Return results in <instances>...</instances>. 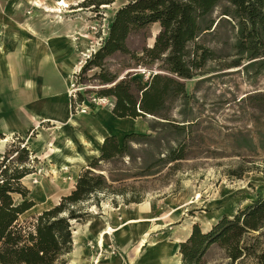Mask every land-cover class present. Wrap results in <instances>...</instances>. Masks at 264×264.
I'll list each match as a JSON object with an SVG mask.
<instances>
[{
  "label": "trees",
  "instance_id": "obj_1",
  "mask_svg": "<svg viewBox=\"0 0 264 264\" xmlns=\"http://www.w3.org/2000/svg\"><path fill=\"white\" fill-rule=\"evenodd\" d=\"M115 1L84 0L81 5L97 12ZM120 1L122 5L115 11L99 48L74 78L79 85L83 76L95 71L90 78L100 87L95 94L113 99V117L136 120L149 116L153 122L149 129L154 135L129 133L121 142L116 135L105 138L99 157L80 171L69 193L57 205L23 220L35 207L23 181L36 172L39 160L25 138L13 136L0 156V264H66L73 252L72 231L85 221L88 208L100 209L107 198L114 208H118V198L125 205L143 202L140 187H126L127 172H134L131 178L153 176L154 167L174 169L191 156L187 143L197 121L187 111L190 96L185 82L207 74L210 63L226 59L224 67L233 69L243 61L250 62L247 67L264 57V0ZM217 10L219 15L214 17ZM222 23L229 26L228 42L223 43L226 52L203 42L216 34ZM154 24L159 31L153 46L132 52L128 38ZM115 54L129 56L137 66H155L158 72L150 73L145 80L132 78L129 73L118 80L107 68V59ZM262 97L261 92H255L240 102H256ZM83 101L79 91L69 97L71 114ZM175 104L180 107L177 117L169 114ZM134 145L140 148L142 157L133 155L137 151ZM243 172L239 167L230 175L240 178ZM262 229L264 196L232 217L223 215L206 232L194 224L189 237L178 244L179 264H264L263 235L254 236ZM212 247H216V260L209 261L206 256Z\"/></svg>",
  "mask_w": 264,
  "mask_h": 264
},
{
  "label": "rangeland",
  "instance_id": "obj_2",
  "mask_svg": "<svg viewBox=\"0 0 264 264\" xmlns=\"http://www.w3.org/2000/svg\"><path fill=\"white\" fill-rule=\"evenodd\" d=\"M28 1L0 0V17L17 19L20 23L17 28L22 30L21 32H24L25 25L29 24L34 32L33 43L42 40L44 44V38H48L46 43L55 47L56 42L50 39L59 38L58 44L61 47L59 57L64 58L65 65L67 60H73L74 65L69 71L59 73L60 79H58L54 93L65 96L68 90L67 78L70 77L72 87L68 98L79 91L84 99L75 114L85 106L89 110L111 109L113 99L101 98L95 94L100 88L96 86L93 79H90L95 71L83 76L81 84L77 85L74 77L79 74L85 62L79 70L73 71V68L82 58L81 49L78 47L83 46L91 50L86 59L99 48L107 34L114 13L122 5V1L116 0L111 6H101L97 12H94L92 7H82L84 0H65L69 8L58 7L61 11V15H57L58 19L55 15H49L25 5ZM35 1L43 7H56L58 0ZM218 12L217 10L214 13V17H218ZM154 28L152 25L131 35L127 41L129 49L140 53L143 47L148 46L149 40L154 38L152 35ZM228 30L229 26L222 23L217 33L205 37L203 42H207L209 47L217 51L226 52L227 49L223 43L228 42ZM20 38L17 44L23 42L24 37L20 36ZM72 40L77 43L75 50L70 49ZM259 60L250 65L251 67H245L250 62L243 61L237 68L226 69L224 66L227 61L223 59L220 62L210 63L207 66V74L185 82L187 93L190 96L187 111L190 118L197 121V125H193L190 130L192 134L187 143L191 156L188 160L177 164L174 169L162 165L154 167L151 170V173H154L153 176L131 178L133 171L127 172L126 175V187L134 185L135 188L140 187L139 191H143V202H149V212L154 222L142 230L129 224L125 226L124 234L113 233L111 241L102 249L99 248L95 242V236L90 235V229L86 225L88 217H94L95 224L103 220L113 227L124 223V220L131 215L137 214V204L125 205L118 198L119 211H113L114 215L111 217L109 208H117H114L111 200L107 198L101 202L100 209L95 206L88 208L85 221L74 226L78 235L73 238V252L78 245L85 251L86 259L94 257L103 262L111 257H121L122 264H140L151 248H149V243L146 244L138 256L135 255V249L141 235L149 229H151L149 238L154 240L158 247L171 246L170 243L178 237L177 232L187 226L192 229L194 224H198L203 231L205 223L210 222L214 225L223 215L232 217L238 210L264 196V97L256 102H240L241 98L255 92H261L264 95V57ZM107 68L109 72L116 75L118 80L127 73L132 78L145 80L150 73L158 72L152 65L137 66L136 61L122 54H115L107 59ZM19 76L21 77V73ZM18 83L24 84L19 80ZM4 107H8V102L0 103V115L8 113ZM16 107L19 124L20 120L22 122L25 120L24 101L17 103ZM179 110V104H175L169 114L177 117ZM254 118L257 121H254ZM139 122L143 123L144 130L135 133L154 135L149 129V124H153L151 117L139 119ZM80 124L84 125L85 121L80 120ZM42 125H36L35 129L23 136L28 148L38 155L39 162L35 166L36 172L23 181L30 191L29 198L34 201L35 207L25 214L22 220L57 205L60 198L73 189L80 173L67 172V169L56 170L54 167L56 173L51 171L50 165L52 161L54 163L55 153H51L45 144L49 143L59 148L61 141H65L64 138H59L60 130H49L46 128V123ZM156 127L160 129V126L156 125ZM39 134L44 136L46 143L37 139ZM122 136V134L117 135L120 142ZM59 139L63 140L58 141ZM7 145L8 143L3 150ZM132 148L137 150L133 155L142 157L143 154L138 151L139 147L134 145ZM236 152H239L241 156H236L238 155L235 154ZM239 167L245 170L240 178L230 175L231 171H238ZM100 169H103V166ZM52 178L56 180L52 181ZM37 181L42 186L41 193H37V185H35ZM198 193L201 194L199 202L191 203L195 201L194 197ZM15 200L19 201L17 197ZM177 209H179L180 218L169 222ZM102 216L106 219H102ZM152 226H157V228L152 229ZM258 234L263 235L262 240L264 241V229L255 233L254 236ZM178 244L179 242L171 246L172 255L163 256L164 259L158 264H179L181 257ZM73 252L68 256L66 264L73 259ZM215 252L216 247H212L206 259L216 260L213 256Z\"/></svg>",
  "mask_w": 264,
  "mask_h": 264
},
{
  "label": "crops",
  "instance_id": "obj_3",
  "mask_svg": "<svg viewBox=\"0 0 264 264\" xmlns=\"http://www.w3.org/2000/svg\"><path fill=\"white\" fill-rule=\"evenodd\" d=\"M17 25H20V23L15 18L0 17V103L4 101L8 102V107H4L8 113L0 115V136L3 138L9 137L0 151V155H2L3 149L11 140V137L18 135L23 138L24 134L35 129L37 122L38 125L41 124V126L46 123V128L49 130L52 129L53 131L56 130V124L61 123L63 125L64 135L59 134V138H64L65 142L61 141L59 147L60 152L54 154V163L52 161V165L50 166L56 168V170H61L63 167H66L65 169L68 170L67 172L71 171L73 173L74 169H77L76 174H78L93 158L99 157L102 145L101 143L95 148L97 151L96 155L89 156V152L86 149L88 147L82 145L80 138H83L88 143H92L94 140V130L97 129L101 133H106V127L113 122L119 126L126 127V130L106 133L104 134L103 140L111 135H125L144 130L133 129L127 119L117 120L111 114V109L100 110L99 108L88 111L87 115L78 116L79 118H75V124L72 125L68 121V119L74 115H72L70 111L69 98L66 99L62 94L59 95L60 98L57 101V115H54L51 111L47 113L43 112L41 102L49 99L48 95L50 94L48 93V95H45L46 90H50L52 95H56L54 89L56 88L58 79H60L59 73L65 70L69 71L74 63L73 60H67L65 65L64 58L62 56L59 57L61 53L59 48L61 47L58 44V37L50 39L56 42L57 47H52L49 43H46L48 42V38H44V44L42 40L33 43V34H19L21 31H19L20 29L17 28ZM19 35H24L22 37L28 41V43L26 42V44H28L26 48L29 50H26L24 54L18 51L20 45L25 43L23 39V42H21L22 44H17L18 40H21V38L18 37ZM2 41L4 43L1 44ZM18 56L20 57L18 58ZM23 69L25 73L22 78L19 75ZM18 80L19 82L23 81L24 84H19ZM27 81L33 82V90L25 86ZM23 92L26 95L25 97L22 96ZM22 100L25 104V120L23 122L20 120L18 124L16 106L17 103H21ZM35 105L37 108L41 107V113L43 114L38 121H35L33 118L35 115ZM80 120L85 121V124L81 125ZM60 140L63 139H59L58 141ZM67 140H72L74 142L75 146L73 151L67 148ZM32 151L34 152V150ZM91 151H94V149H91L90 153ZM75 153L79 154V156L84 159L83 164L76 160L74 162H68L66 158L63 157V155H66L69 158H73ZM35 156L38 158L37 154H35ZM113 211L117 212L119 210L117 208L113 209ZM102 214L103 216L105 215L104 212H102ZM103 216L101 218L106 219ZM106 216L108 217V215Z\"/></svg>",
  "mask_w": 264,
  "mask_h": 264
},
{
  "label": "bare ground",
  "instance_id": "obj_4",
  "mask_svg": "<svg viewBox=\"0 0 264 264\" xmlns=\"http://www.w3.org/2000/svg\"><path fill=\"white\" fill-rule=\"evenodd\" d=\"M25 5L31 7V8H35L38 10L43 11L44 13H47L49 15H55V18L58 19L59 16L57 15H61V11L60 9H58V7H63V8H69V6L67 5L65 0H58L56 2V7H51V6H44L42 4H39L37 1L35 0H29L27 3H25ZM57 16V17H56ZM154 30L152 31V35L153 37H155L159 31V27L157 24H154ZM25 30H23L24 32H19V34H33V30L30 27L29 24L25 25ZM22 31V30H19ZM26 31V32H25ZM24 36V35H22ZM20 37V35H19ZM25 43H23L22 45H20L18 51L19 53H25L26 50H29L28 48H26L28 46V44H26V42L28 43V41L26 39H24ZM75 40H72L71 42V50H75L77 49V43L74 42ZM154 43V38L149 40V44L148 47H152ZM41 47V46H40ZM78 49H81V60L75 65V67L73 68V71H77L80 69L81 65L84 62V59H86L89 56V53L91 52V50L87 47H83L81 46L78 47ZM24 69L21 72V77H24ZM68 79V90L67 93L65 95V98H68V94L70 93V88L72 87L71 84V79L70 77L67 78ZM194 80V79H193ZM192 80V81H193ZM25 86L29 89H34V85L33 82L27 81L25 83ZM48 93H50L48 95ZM45 95L49 96V99H46L44 101H40L42 104V108H43V112L47 113V112H52L54 115H57L58 113L56 112L57 110V104H58V99L60 98L59 95H52L51 91L46 90ZM23 97H25L26 95L22 94ZM36 106V105H35ZM34 106V108H35ZM100 110H104L101 109ZM89 108L87 106L83 107L82 110L78 111L77 114L73 115L72 117H70L68 119L69 123L74 125L75 124V118H77L78 116H84L88 114ZM34 113L35 115L33 116L35 121H38V119H40L43 115L41 113V107L34 109ZM117 119V118H116ZM117 120H122V119H117ZM128 122L131 124L132 128L135 130H143V123L139 122V119H131V118H127ZM114 123V122H113ZM113 123L108 124V126L106 127L107 132L106 133H112V132H119L121 130H126V127L123 126H119L117 124L113 125ZM38 125V122L36 123ZM56 130H60L61 134L64 135V131H63V125L61 123H57L56 124ZM105 128V127H103ZM94 140L92 143H88L86 142V140H84L83 138H80V142L82 143V145L88 147L86 148L87 151L89 152V156L91 155H96L97 151H96V147L97 145L103 143V138H104V134L106 133H101L100 131H98L97 129L94 130ZM9 138V137H8ZM8 138H4L2 140H0V151L2 150L4 144L7 142ZM40 142L42 143H46L45 138L42 134L38 135L37 138ZM67 144V148H69V150L73 151L74 150V142L72 140H67L66 141ZM45 146H47V148H49L51 153H59V148L58 147H54L53 145H50L49 143L45 144ZM91 151L90 153V150ZM63 157L66 158V161L68 162H74L79 161L80 163H84V159L82 157L79 156V154L75 153V156L73 158H69L66 155H63ZM1 158V157H0ZM51 171H53L54 173H56V170L51 167ZM66 167H63L61 170L65 169ZM77 172V169H74V173ZM31 176H27L24 180L30 178ZM56 178H52V181H55ZM35 185H37V193H41L42 190V186L41 184H39V182H35ZM201 198V194H196V196L194 197L195 201L191 202V203H195V202H199ZM105 206V205H104ZM137 208V214L135 215H131L130 217H128V219L124 220V223H121L119 225H115V226H110L108 223L103 222V220H101V222H98L97 224H95L94 221H96V219L94 217H88L87 223L86 225L89 227L90 229V235L93 237L95 236V242L97 243V246L99 248H103L104 245L108 244L111 241V236L113 233H120V234H124L125 232V226L131 224V225H135L134 227L139 228L140 230L144 229L145 227H149L151 223L154 222V218L151 215V213L149 212V202L148 201H144L140 204L136 205ZM109 210L111 211V217L114 215L113 213V209L109 208ZM179 209L176 210V212L172 215V217L169 219V222L171 221H175L178 220L180 218V214L178 212ZM211 223L207 222L205 223L204 227H203V232L208 231L211 228ZM157 226H152V229H156ZM151 229H149L150 231ZM149 231L144 232L141 237L140 240L138 242V245L135 249V255L138 256L140 251L142 250L143 247H145L146 244L149 245V248H151V251H149L147 253V255L142 259L140 264H158L160 263L166 255L171 256L172 255V247L171 246H175L174 244L176 243H181L184 242L187 237H189L190 235V227L187 226L185 229L178 231V237L175 238V240L173 241V243H170L171 246H165L163 248L158 247V245L156 244V242L152 239L149 238ZM73 234V238H76L78 233L73 229L72 231ZM73 259L69 262V264H122V259L121 257H117V258H113L111 257L110 259H106L105 261H99L98 259L92 257L91 259H86L85 257V251L81 249V247H79L78 245H76V247L74 248V252H73ZM133 261V259L131 260Z\"/></svg>",
  "mask_w": 264,
  "mask_h": 264
},
{
  "label": "water",
  "instance_id": "obj_5",
  "mask_svg": "<svg viewBox=\"0 0 264 264\" xmlns=\"http://www.w3.org/2000/svg\"><path fill=\"white\" fill-rule=\"evenodd\" d=\"M154 39H155V37H154ZM85 62V61H84ZM148 118H149V116H147Z\"/></svg>",
  "mask_w": 264,
  "mask_h": 264
}]
</instances>
